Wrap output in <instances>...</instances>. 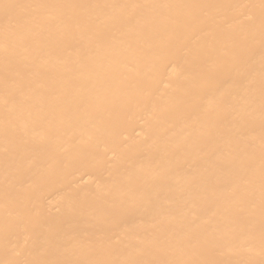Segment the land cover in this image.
Wrapping results in <instances>:
<instances>
[{
  "label": "bare ground",
  "instance_id": "bare-ground-1",
  "mask_svg": "<svg viewBox=\"0 0 264 264\" xmlns=\"http://www.w3.org/2000/svg\"><path fill=\"white\" fill-rule=\"evenodd\" d=\"M0 264H264V0H0Z\"/></svg>",
  "mask_w": 264,
  "mask_h": 264
}]
</instances>
